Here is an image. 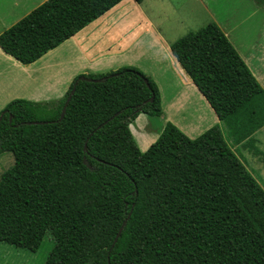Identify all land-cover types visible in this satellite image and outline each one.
<instances>
[{
	"label": "trees",
	"instance_id": "16d2710c",
	"mask_svg": "<svg viewBox=\"0 0 264 264\" xmlns=\"http://www.w3.org/2000/svg\"><path fill=\"white\" fill-rule=\"evenodd\" d=\"M121 1L47 0L0 47L31 64ZM171 51L221 123L193 140L168 130L138 149L129 124L162 109L156 83L131 66L80 75L58 101L6 105L0 157L14 162L0 175V242L35 251L49 233L44 264H264V188L232 148L254 150L264 88L215 23Z\"/></svg>",
	"mask_w": 264,
	"mask_h": 264
},
{
	"label": "crops",
	"instance_id": "0c3cea01",
	"mask_svg": "<svg viewBox=\"0 0 264 264\" xmlns=\"http://www.w3.org/2000/svg\"><path fill=\"white\" fill-rule=\"evenodd\" d=\"M46 1L0 0V34ZM197 15L196 25L206 15L220 28L264 88V13L250 0H123L31 64L0 47V112L16 99L58 101L80 75L131 66L156 83L162 109L160 117L141 113L129 124L138 149L147 151L168 130L193 140L221 124L171 51L194 31L188 21Z\"/></svg>",
	"mask_w": 264,
	"mask_h": 264
},
{
	"label": "rangeland",
	"instance_id": "374dc122",
	"mask_svg": "<svg viewBox=\"0 0 264 264\" xmlns=\"http://www.w3.org/2000/svg\"><path fill=\"white\" fill-rule=\"evenodd\" d=\"M147 4L148 3H146L145 5L147 6ZM204 16L205 22L204 18H202L204 23L200 25H196L201 22V19L198 15L197 18H195L194 20L188 21L189 24L191 23L190 25L194 30L193 32L198 30L199 26H206V24L212 23L210 21H206L208 19L206 15ZM223 134L225 135V137L227 136L224 128ZM252 139L254 140V144L252 146L254 150L249 149L247 146L232 147L231 141H228V143L235 150L239 158L247 166V168L253 174L255 179L258 181V183L264 188V128L258 131ZM256 150H260V152L263 154H255ZM13 162L14 160L12 154H3L0 157V175L5 170L10 168L13 165ZM52 248L53 240L49 233L44 236L39 248L35 251L25 250L22 248L15 247L13 245L0 242V264H44L45 259Z\"/></svg>",
	"mask_w": 264,
	"mask_h": 264
},
{
	"label": "water",
	"instance_id": "95a60500",
	"mask_svg": "<svg viewBox=\"0 0 264 264\" xmlns=\"http://www.w3.org/2000/svg\"><path fill=\"white\" fill-rule=\"evenodd\" d=\"M80 79L84 80L85 78H80ZM85 80H87V81H89V82H90V81H93V82H100V81H101V80H91V79H85ZM73 92H74V90L71 91L70 96L67 98V100H66V102H65V104H64V106H63V108H62V110H61V114H60V118H59V120H61V119L64 117V114H65V110H66L67 104L69 103V101H70V99H71V95L73 94ZM0 119H1V117H0ZM35 124H41V123H35ZM129 216H130V215H129ZM129 216H128V217H129ZM125 224H126V221L123 222L121 228L119 229V231H118V233H117V235H116V237H115V239H114V243H115V242L117 241V239L119 238V236H120V234H121V231H122L123 227L125 226Z\"/></svg>",
	"mask_w": 264,
	"mask_h": 264
}]
</instances>
